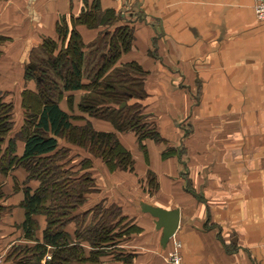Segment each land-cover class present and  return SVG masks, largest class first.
I'll list each match as a JSON object with an SVG mask.
<instances>
[{"label": "crops", "instance_id": "obj_1", "mask_svg": "<svg viewBox=\"0 0 264 264\" xmlns=\"http://www.w3.org/2000/svg\"><path fill=\"white\" fill-rule=\"evenodd\" d=\"M98 2L102 13L114 10L118 21L75 29L85 47L106 30L133 29L131 48L115 67L134 62L146 73L135 77L143 97L130 98L127 104L140 105L163 141L145 139L140 144L134 133H119L110 122L81 111L84 91L63 93L59 107L74 125L90 122L96 131L115 133L133 160V171L110 172L83 148L59 141L70 150L69 168L94 180V192L79 212L115 205L125 219L124 230L139 228L97 262L85 264H169L168 255L178 243L182 264H264V21L255 17L254 0ZM91 4L0 0V93L13 106L14 122L8 138L23 125L21 93L36 90L35 80L24 76L25 68L38 60L33 55L39 56L45 39H58L60 18L69 22ZM15 145V154L21 156L22 139ZM168 149L174 153L162 157ZM85 159L92 167L79 171ZM37 186L33 180L27 183L19 168L0 176L1 264L11 248L34 244L23 238L21 202L23 189ZM140 202L178 210V228L164 248L155 218L142 212ZM35 218L40 225L35 238L40 239L44 220ZM66 231L72 236L73 224ZM80 246L88 257L90 245L80 241Z\"/></svg>", "mask_w": 264, "mask_h": 264}, {"label": "trees", "instance_id": "obj_2", "mask_svg": "<svg viewBox=\"0 0 264 264\" xmlns=\"http://www.w3.org/2000/svg\"><path fill=\"white\" fill-rule=\"evenodd\" d=\"M117 21L114 10L100 11L98 0H92L89 9L84 8L78 16L70 17L69 22L64 17L58 20V39H45L39 49L41 56L33 63L35 68H25L24 76L35 80L36 90L21 93L23 125L12 139L8 135L14 125L13 106L3 101L0 93V176L19 168L25 172L27 183L32 180L38 183L34 190L23 189L21 202L23 238L34 244L11 248L4 264L94 263L100 255L111 251L119 239L139 230L135 226L124 230L125 219L115 205L104 209L98 204L87 212H79L86 196L94 192V180L87 173L78 175L69 168L66 159L70 150L59 145L64 140L83 148L101 159L110 172L133 171L132 156L115 133L96 131L90 122L82 127L74 125L73 118L60 109L63 93L78 91L86 93L79 108L89 117L110 122L119 133H134L140 144L145 139L163 141L140 105L127 104L130 98L143 97L142 88L134 89L141 83L135 77L146 73L134 62L115 67L121 55L131 48L133 29L118 26L111 32L106 30L86 47L75 29L78 25L90 29L111 26ZM86 57L91 66L86 71L88 83L83 84ZM126 83L134 87L121 89ZM122 103L125 105L120 107ZM18 139L24 143L21 156L15 154ZM173 153V149H168L162 157ZM79 166L82 171L91 168L92 163L85 159ZM149 184L153 186L154 182L149 179ZM35 217L44 220L40 239L35 238L40 226ZM69 224L74 226L72 236L66 231ZM80 241L92 248L88 257Z\"/></svg>", "mask_w": 264, "mask_h": 264}, {"label": "water", "instance_id": "obj_3", "mask_svg": "<svg viewBox=\"0 0 264 264\" xmlns=\"http://www.w3.org/2000/svg\"><path fill=\"white\" fill-rule=\"evenodd\" d=\"M34 69V66H29ZM124 103L120 105L123 107ZM140 208L142 212L148 213L150 216L155 218L154 224L157 230H161L160 245L164 248L168 243L169 239L175 234L178 223L179 213L178 210L166 211L158 207L151 206L144 202H140Z\"/></svg>", "mask_w": 264, "mask_h": 264}, {"label": "built area", "instance_id": "obj_4", "mask_svg": "<svg viewBox=\"0 0 264 264\" xmlns=\"http://www.w3.org/2000/svg\"><path fill=\"white\" fill-rule=\"evenodd\" d=\"M253 9L256 19L264 21V0H254ZM175 246L176 250L168 255V262L169 264H182L181 255L179 253L180 244H175Z\"/></svg>", "mask_w": 264, "mask_h": 264}, {"label": "rangeland", "instance_id": "obj_5", "mask_svg": "<svg viewBox=\"0 0 264 264\" xmlns=\"http://www.w3.org/2000/svg\"><path fill=\"white\" fill-rule=\"evenodd\" d=\"M39 56H41V55H39ZM39 56H36V53L33 55V58H35V59H38V57ZM36 61H38V60H36ZM88 61V62H87ZM89 61L90 60H88V57H86V64H85V68H84V72H85V75H87V73H86V71H87V69H89V67L91 66V64H89ZM32 65V64H31ZM30 66V65H29ZM28 66V67H29ZM128 73V72H127ZM130 73V72H129ZM104 80H105V78H103ZM132 81H133V79H132ZM136 85V84H135ZM125 86V87H124ZM124 86H120L121 87V89H128V88H132V87H134V86H132L130 83H126ZM136 88H134V89H137V90H139L140 88H142V84L141 83H139V84H137L136 86H135Z\"/></svg>", "mask_w": 264, "mask_h": 264}]
</instances>
